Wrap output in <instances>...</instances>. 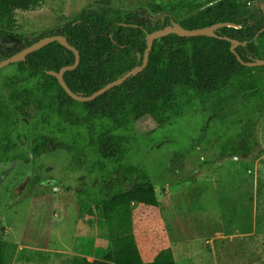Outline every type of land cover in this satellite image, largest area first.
Returning <instances> with one entry per match:
<instances>
[{
    "label": "rangeland",
    "instance_id": "374dc122",
    "mask_svg": "<svg viewBox=\"0 0 264 264\" xmlns=\"http://www.w3.org/2000/svg\"><path fill=\"white\" fill-rule=\"evenodd\" d=\"M99 1L42 0L35 10L17 12L11 37L47 38ZM110 1L128 11L163 6L179 25L215 0ZM253 2L264 5V0ZM15 41L1 43L10 47ZM140 61L139 56L130 59L131 64ZM254 74L264 76L259 69ZM20 85L15 66L0 70V102L8 104L29 153L35 112L25 108V116L10 102ZM234 88L228 89L229 97L186 93L179 115L129 117L121 128L80 107L67 110L61 127L66 141L58 153L35 164L21 160L0 165V242L6 264H70L81 256L83 239L107 247L113 236L102 219L100 202L139 183V173L149 175L159 201L158 208L131 206L132 230L145 263L171 249L176 264H215V259L217 264H264V111L255 117L261 153L224 160L221 144L228 139L236 143L229 118L244 108ZM216 101L223 105L215 113ZM2 129L0 119V134ZM104 136L110 139L103 158L96 146H102Z\"/></svg>",
    "mask_w": 264,
    "mask_h": 264
},
{
    "label": "trees",
    "instance_id": "16d2710c",
    "mask_svg": "<svg viewBox=\"0 0 264 264\" xmlns=\"http://www.w3.org/2000/svg\"><path fill=\"white\" fill-rule=\"evenodd\" d=\"M41 3L42 0H0V62L43 38L26 40L19 35L11 37L17 29V12L35 10ZM166 12V8L160 5L128 11L113 7L110 0H100L80 12L73 21L64 23L44 37L63 36L78 51V67L65 72L63 79L74 94L90 97L142 64V61L131 64L130 59L132 56L143 59L146 36L170 26L172 18ZM179 25L186 30L222 26L216 34L241 43L236 53L244 63L263 60L264 12L261 5L253 0L240 3L215 0L196 9ZM8 38L16 41L13 46L4 47L1 40ZM230 47L226 41L209 37L164 36L154 41L143 72L93 102L79 103L66 95L54 77L47 75V72L58 73L62 68L72 67L74 54L59 43L45 46L13 65L21 85L11 93L10 102L25 116H29L25 108H31L35 117L31 119L28 153L17 125L12 121L8 104L0 102L3 128L0 165L21 160H31L35 164L44 156L58 153L66 141L67 134L61 127L67 122L66 111L70 108L80 107L93 117L109 120L116 128H121L122 122L128 123L129 117L142 119L155 114L179 115V103L186 93L196 97L229 93V97L232 91L228 89L233 84L244 108L236 112L235 119L229 118L230 127L236 128V143L229 139L223 142L221 157L224 160L243 159L255 156V151L259 155L255 117L264 111V76L254 73L257 69L264 73V67L241 65ZM221 104L215 102V113L220 111ZM71 126L76 127L75 123ZM87 130L93 145L92 126L88 124ZM109 139L102 137V146H96L103 158ZM112 142L114 144L117 139L113 137ZM139 177L140 182L129 190L100 202L102 219L113 236L110 244L105 248L96 247L93 240L83 239L81 256L70 264H176L171 249L160 251L150 263L143 262L141 258L132 230L131 206L158 208L159 201L149 175L139 173ZM2 246L0 242V264H6Z\"/></svg>",
    "mask_w": 264,
    "mask_h": 264
},
{
    "label": "water",
    "instance_id": "95a60500",
    "mask_svg": "<svg viewBox=\"0 0 264 264\" xmlns=\"http://www.w3.org/2000/svg\"><path fill=\"white\" fill-rule=\"evenodd\" d=\"M261 9H262V11H264V5H261ZM220 27H222V26H216L213 28H204V29H199V30H186L171 20L169 27H166V28L159 30V31H155V32L146 36V50L144 52L143 62L140 66L131 69L124 76H122L121 78L117 79L116 81H114L112 83H109L104 88L100 89L99 91H97L96 93H94L90 97H83V96H79L77 94H74L69 89V87L66 85V83L64 82V79H63L64 73L68 72V71H73L78 67L79 62H80V55L75 48H73L72 46L69 45L68 41L63 36H53V37H47V38L40 39L38 42L22 49L20 52L13 55L12 57L0 62V70L24 61L28 55L44 48L45 46H47L51 43H59L60 45L65 47L68 51H70L74 54L75 63L72 67L62 68L58 73L53 72V71L47 72V75L54 77L57 80L60 87L66 93V95L69 98H71L72 100L79 102V103H90V102L95 101L97 98L103 96L104 94H106L110 90L122 85L127 80L134 78L137 75H139L141 72H143L144 69L146 68L147 64H148L149 55H150V52L152 50V46H153L154 41L158 40L164 36L170 35V34H175V35H178L180 37H185V38L209 37V38H214V39L221 40V41H226V42L231 44L230 51L232 54H234L236 56L237 61L241 65L249 67V68L264 67V61H262V60H256L253 63H244L236 53V49L238 46L241 45V43L236 41V40L230 39L228 37H222L220 35H217L216 30ZM231 27H233V26H231ZM235 28H237V27H235ZM22 188L23 187H20V189H22Z\"/></svg>",
    "mask_w": 264,
    "mask_h": 264
},
{
    "label": "crops",
    "instance_id": "0c3cea01",
    "mask_svg": "<svg viewBox=\"0 0 264 264\" xmlns=\"http://www.w3.org/2000/svg\"><path fill=\"white\" fill-rule=\"evenodd\" d=\"M140 255H141V254H140ZM156 255H157V254H156ZM156 255H154L153 257L155 258ZM141 258H142V257H141ZM143 262H144V261H143ZM216 262H217V261H216V259H215V264H217ZM149 263H150V262H149Z\"/></svg>",
    "mask_w": 264,
    "mask_h": 264
}]
</instances>
